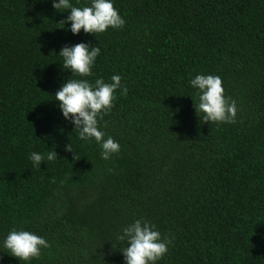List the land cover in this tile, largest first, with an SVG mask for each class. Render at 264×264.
Listing matches in <instances>:
<instances>
[{
    "label": "trees",
    "instance_id": "16d2710c",
    "mask_svg": "<svg viewBox=\"0 0 264 264\" xmlns=\"http://www.w3.org/2000/svg\"><path fill=\"white\" fill-rule=\"evenodd\" d=\"M113 6L122 28L72 35L50 0H0V239L16 228L48 241L20 264H123L115 237L144 217L171 240L157 264H264V0ZM80 42L100 49L84 79L127 87L98 118L120 145L107 161L52 96L73 78L56 54ZM197 73L221 78L235 123L200 122ZM53 146L57 159L33 167L29 153ZM0 264L19 262L0 249Z\"/></svg>",
    "mask_w": 264,
    "mask_h": 264
},
{
    "label": "clouds",
    "instance_id": "9594fccd",
    "mask_svg": "<svg viewBox=\"0 0 264 264\" xmlns=\"http://www.w3.org/2000/svg\"><path fill=\"white\" fill-rule=\"evenodd\" d=\"M51 7L57 12L67 10V16L59 22L60 28L68 26L72 35L100 34L108 28L120 29L125 21L113 6V0H87L83 6H74L70 0H50ZM100 53L99 47L86 42L65 45L57 56L62 60V69L73 78H67L56 90L55 107L61 117L73 126L72 133L85 142L92 140L99 145V156L107 161L120 150V145L111 136L98 127V118L110 111L116 90L126 95L127 87L121 83V76L113 74L110 82L98 77L90 82L83 77L91 75V68ZM80 77V78H76ZM193 90L190 97L194 113L201 123H235L237 102L224 95L221 78L212 74L197 73L188 81ZM49 148L46 155L30 152L28 159L33 167H39L42 160L54 161L57 153ZM67 152H73L71 144L64 146ZM115 248L119 246L123 264H157L167 252L171 240L161 236L156 225L144 217L132 220L123 226L115 237ZM49 247L48 241L34 232L25 229H10L0 239V249L20 262L39 258L42 249Z\"/></svg>",
    "mask_w": 264,
    "mask_h": 264
}]
</instances>
